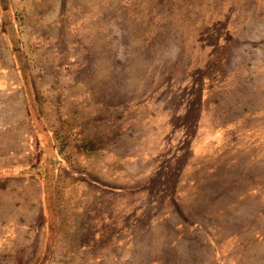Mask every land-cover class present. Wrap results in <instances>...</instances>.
Instances as JSON below:
<instances>
[{
	"label": "rangeland",
	"instance_id": "374dc122",
	"mask_svg": "<svg viewBox=\"0 0 264 264\" xmlns=\"http://www.w3.org/2000/svg\"><path fill=\"white\" fill-rule=\"evenodd\" d=\"M0 3V264H264V0Z\"/></svg>",
	"mask_w": 264,
	"mask_h": 264
},
{
	"label": "trees",
	"instance_id": "16d2710c",
	"mask_svg": "<svg viewBox=\"0 0 264 264\" xmlns=\"http://www.w3.org/2000/svg\"><path fill=\"white\" fill-rule=\"evenodd\" d=\"M1 4V3H0ZM1 8H2V12H5L6 11V8L3 7L1 5ZM8 10V8H7ZM10 11V10H9ZM4 32L7 33L8 35V38L10 40V44H11V47L13 49V52L15 54V57H16V61H17V64H18V68H19V72H20V76L22 78V85L23 87L25 88V91H26V100L28 102V110H29V116L30 118L34 121V125L36 126V141H37V144L40 146V147H43L46 148L45 150L46 151H49L51 150V152L49 151L50 155H48L47 157V161H46V165H44L43 167V164L41 165V167H36L35 168V173L36 175L40 173V176L41 178L43 179V185H44V194H45V201H46V205H47V217H48V220H52V217H53V214L52 213V205L49 204V193H50V190H52V188L50 187L49 185V181H52L53 180V170L51 171V168L53 169L54 167H49V164L51 166V160L53 159V155H54V150L51 146V140L49 138V134H48V131H47V128L45 127L44 123H43V119H42V116L38 110V107H37V102H35L34 100V94H33V88H32V84L30 83V79L29 77H27V73L25 71V65L23 63V59L21 58L20 56V52H21V46H20V43L17 39V37H15V33H14V28L13 26L10 24V21L9 20H6L5 17H4ZM41 179V180H42ZM51 202V201H50ZM46 252L48 253V256L49 254L51 253V249L48 251L46 250ZM45 252L44 254V258H43V261L45 263L46 261V258H47V253Z\"/></svg>",
	"mask_w": 264,
	"mask_h": 264
},
{
	"label": "crops",
	"instance_id": "0c3cea01",
	"mask_svg": "<svg viewBox=\"0 0 264 264\" xmlns=\"http://www.w3.org/2000/svg\"><path fill=\"white\" fill-rule=\"evenodd\" d=\"M1 11H2V8H1ZM21 87H22L23 96H24V107H25V113H26V122L29 124L30 133H32V135H34V139H35L34 154H35L36 158L32 161L28 160L25 163H21V161L23 159L20 160L19 158H17L20 155H16V152H14L13 153L14 158H13L12 162L10 163L11 165L6 166V165H4V163L1 162L2 164H0V177L6 176V175H13V174L14 175H29V177H32V176L36 175V173H35L36 167H41L42 164H43V167H44V165H46L45 163L47 161V157H48V155H50L49 151L51 152V150L46 151L45 150L46 148L43 149V147H40L37 144L36 131H35L36 126L34 125V121L29 116L28 102L26 100L25 88L23 87V85H21ZM37 176H39L38 179H40V183H41V186L43 187V194H44L43 179L41 178L40 175L37 174ZM45 198L46 197L44 194L43 208H44V211L46 210V215H47V208H46L47 205H46Z\"/></svg>",
	"mask_w": 264,
	"mask_h": 264
}]
</instances>
